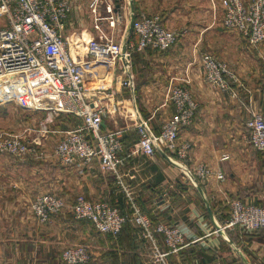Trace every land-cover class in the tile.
<instances>
[{
  "label": "crops",
  "instance_id": "0c3cea01",
  "mask_svg": "<svg viewBox=\"0 0 264 264\" xmlns=\"http://www.w3.org/2000/svg\"><path fill=\"white\" fill-rule=\"evenodd\" d=\"M90 1L71 0V11L61 31L64 38L74 32L85 40L96 35ZM108 1L122 18L158 13L166 26L179 31L170 49L147 48L131 58L133 89L122 86L116 73L101 81L113 95L103 101L123 110L122 115L107 112L103 129L123 130L120 156L124 160L119 172L134 201L153 223L175 225L184 235L180 249L168 253L165 259L169 264H264L262 236L232 227L222 236L214 229V221L223 224L227 220L231 199L264 203V154L251 147L245 126L249 104H264L263 62L236 32L218 23L211 0H131L132 11L130 0ZM104 5L102 2L98 6L102 15ZM129 26L126 22L119 32L116 28L115 38L137 42ZM200 50L228 62L242 83L232 84L235 93L218 90L204 81ZM183 79H187L198 103L193 122L179 132V142L187 145L186 157L171 161L158 151L152 156L132 153L138 138L136 122L146 119L154 132L159 131L174 111L166 96L168 85ZM64 115L63 119H53L47 132L33 133L31 125L22 130L0 127L3 131H23L24 136L44 143L41 147L45 152L40 157L0 154V259L8 264H64L61 254L68 245L87 243L92 249L88 264H158L150 241L133 222L135 230L122 234L118 241L72 216L71 205L80 191L91 201H119L127 213L130 208L116 176L102 172L96 161L81 171L54 161L53 143L65 130L80 123L75 115ZM223 155L227 157L222 159ZM199 165L209 173L192 180L187 172L194 174ZM218 173L223 178H218ZM44 192L61 196L68 209L52 214L41 224L30 202ZM156 236L158 249L166 251L162 236Z\"/></svg>",
  "mask_w": 264,
  "mask_h": 264
},
{
  "label": "built area",
  "instance_id": "2783aa9c",
  "mask_svg": "<svg viewBox=\"0 0 264 264\" xmlns=\"http://www.w3.org/2000/svg\"><path fill=\"white\" fill-rule=\"evenodd\" d=\"M102 2L105 4L103 15L98 11ZM219 4L223 26L256 49L264 64V0H219ZM71 7V0H0V79L4 80L0 85V101H12L24 110L44 111L46 115L39 129L42 132H47V125L56 115L73 114L79 118L80 123L65 130L55 143L53 155L63 166L80 171L96 161L102 172L115 175L117 185L128 199L130 212L122 213L109 201H91L80 193L71 206L74 217L89 220L98 232L111 235H117L123 223L131 221L150 241L155 262L169 264L165 256L180 249L184 235L175 225L153 223L134 201L119 172L124 160L120 156L123 130L103 129L107 112L122 115L123 110L115 103L103 101L113 95L103 88L101 81L116 73L122 86L133 89L132 52L147 48L168 50L177 42L179 31L167 28L158 13H141L131 20L137 42H122L115 38L121 14L114 11L108 0H91L89 7L96 35L85 40L74 32L64 38L61 31ZM103 20L107 21L106 26ZM199 63L204 81L213 88L232 91V84L242 85L230 65L210 52L202 53ZM166 96L173 105L172 116L163 122L158 133L152 130L148 120L139 119L135 125L138 139L132 153L152 156L158 151L171 161L186 157L187 145L179 142V132L193 122L198 103L187 79L171 82ZM247 112L245 126L249 143L264 154V113L253 104H249ZM40 147L38 140L23 133L0 130V154L40 157L43 154ZM226 157L223 155L222 159ZM187 173L195 180L207 176L209 170L199 165L194 174ZM216 176L223 178L221 173ZM64 206L62 197L49 192L37 194L30 204L41 224ZM217 224L215 232L222 236L231 227L245 232L264 228V206L233 198L229 201L227 220ZM156 235L162 236L166 251L158 249ZM62 260L64 264H87L90 256L86 246L75 244L62 251ZM0 264L8 263L0 259Z\"/></svg>",
  "mask_w": 264,
  "mask_h": 264
},
{
  "label": "rangeland",
  "instance_id": "374dc122",
  "mask_svg": "<svg viewBox=\"0 0 264 264\" xmlns=\"http://www.w3.org/2000/svg\"><path fill=\"white\" fill-rule=\"evenodd\" d=\"M212 1H213V3L214 4H212V7H213V10L214 11H216V13H215V15H213L214 16V18H216V19H218V23H220L221 24V26H223V24H222V11H221V7H220V4H219V0H211V3H212ZM129 18L130 17H128V16H124L122 19H121V21L119 22V24H118V26H117V30H116V32H119L120 30H122L123 29V26H124V24L127 22V25H128V22H129ZM106 20H103V24H104V26H106L107 25V21L105 22ZM166 26V25H165ZM167 28H169L168 26H166ZM223 28H225L224 26H223ZM171 29H174V28H171ZM225 29H227V28H225ZM131 30H132V24H131ZM227 30H229V29H227ZM231 32H234V31H232V30H230ZM235 33V32H234ZM236 35H238L237 33H236ZM238 39H241V41H244L245 43H247L246 42V40L243 38V37H241L240 35H238V37H237ZM127 40H125L124 42H126ZM175 45V44H174ZM173 45V46H174ZM249 45V44H248ZM172 46V47H173ZM249 47L252 49V50H255L256 52H257V54H258V51L256 50V49H254V48H252L250 45H249ZM201 51V54L202 53H204V52H207L206 50H200ZM200 52H198V59H199V57H200ZM259 56V55H258ZM222 60H224V59H222ZM225 61V60H224ZM227 62V61H226ZM228 63V62H227ZM264 65V64H263ZM235 72V71H234ZM3 82H4V80H2V79H0V85L1 84H3ZM1 102H4V101H0V103ZM5 104H3V103H1L0 104V127H2V128H5V130L6 129H12V130H22L23 129V127L24 126H27V125H31V127H33V131L35 130V132H33V133H37L38 131H39V129H40V123H38V122H40V121H42V120H44V118H45V112L44 111H29V110H24V109H22V108H20L19 106H17V104L16 103H14V102H12V101H8V102H4ZM6 104H8V105H6ZM130 109V108H129ZM256 109H259L261 112H263L264 113V110H263V108H262V105H260V104H257V107H256ZM65 117V115L64 114H59V115H56L53 119L54 120H57V119H63L64 117ZM247 119V118H246ZM2 130H4V129H2ZM20 133H24L23 131H20ZM248 134V133H247ZM62 137V136H61ZM61 137L59 138V139H61ZM58 139V140H59ZM57 140V141H58ZM57 141H55L54 143H53V146L55 145V143L57 142ZM41 146H44V143H42L41 144ZM53 146H52V155H53ZM41 148V150L44 152V149L42 148V147H40ZM254 149V148H253ZM45 153V152H44ZM53 157H54V161L57 163V164H59V165H61V166H63L56 158H55V156L53 155ZM65 167V166H64ZM198 179V178H197ZM80 193H82L81 191H80ZM79 192H77L76 193V195H75V197L78 195V194H80ZM54 194V193H53ZM57 195V194H56ZM57 196H59V195H57ZM59 197H61V196H59ZM74 197V198H75ZM263 201H264V198L262 199ZM30 204H31V202H30ZM65 206H66V203H65ZM65 206H64V208H65ZM72 206V205H71ZM63 208V209H64ZM62 209V210H63ZM68 208H65L64 210H67ZM61 210V211H62ZM60 211V212H61ZM59 213V212H58ZM215 225V224H214ZM215 228H216V225H215ZM214 228V229H215ZM98 233H100V232H98ZM101 234V233H100ZM216 234H218V235H220L219 233H216ZM78 244H83L84 246H86V248H87V250H88V253H89V256H90V259L92 258V255H91V252H90V246H89V244H87V243H78ZM72 245H75V243L74 244H71V245H68L67 247H69V246H72ZM66 247V248H67ZM234 249H236V246L234 245ZM92 250V249H91ZM237 251V250H236ZM61 258H62V254H61ZM90 261V260H89ZM64 262V261H63ZM89 263V262H88ZM87 263V264H88Z\"/></svg>",
  "mask_w": 264,
  "mask_h": 264
},
{
  "label": "trees",
  "instance_id": "16d2710c",
  "mask_svg": "<svg viewBox=\"0 0 264 264\" xmlns=\"http://www.w3.org/2000/svg\"><path fill=\"white\" fill-rule=\"evenodd\" d=\"M138 14H134V16L133 17H136ZM161 16V18H162V22H163V17H162V15H160ZM163 24L165 25V23L163 22ZM132 33H133V31H132ZM247 42V41H246ZM248 44V43H247ZM170 49V48H169ZM156 50V49H155ZM165 51V50H164ZM138 52H140V50H134L133 52H132V54H131V58H133L134 56H135V54L136 53H138ZM260 105H262V108H263V110H264V104H263V102H260ZM160 131V130H159ZM159 131H156L155 130V132L156 133H158ZM138 137V136H137ZM138 139V138H137ZM122 143H123V145H124V141H123V135H122ZM260 152V151H259ZM262 155H263V153L262 152H260ZM93 201H96V200H93ZM100 201H109L112 205H114V206H117L118 208H119V210L122 212V213H127V212H124L123 211V208L122 207H120V202L118 201L117 203L116 202H114L113 200H110V199H105V200H100ZM243 201V200H242ZM254 204H256V205H261V206H264V203L262 204H259V203H254ZM72 216L74 217V214H73V212H72ZM75 218V217H74ZM76 219V218H75ZM77 220H86V219H77ZM87 222H89L91 225H92V227L94 228V226H93V224L89 221V220H86ZM133 225V223H131V221H126L125 223H123V225H122V227H121V230H120V232L117 234V235H111V234H105V235H108L110 238H114V239H116V240H118V241H120L121 240V236H122V234H126V233H129L131 230H135V228L132 226ZM95 229V228H94ZM238 229V228H237ZM96 230V229H95ZM97 231V230H96ZM98 232V231H97ZM251 234H255V235H258V236H262L263 238H264V228H259V229H257V230H254ZM250 234V235H251ZM239 264H244L242 261L239 263Z\"/></svg>",
  "mask_w": 264,
  "mask_h": 264
},
{
  "label": "water",
  "instance_id": "95a60500",
  "mask_svg": "<svg viewBox=\"0 0 264 264\" xmlns=\"http://www.w3.org/2000/svg\"><path fill=\"white\" fill-rule=\"evenodd\" d=\"M129 5H130V7H131L130 9H131V11H132V1H131V0L129 1ZM133 16H134V15L131 14V15H130V18H129V25H130V26H129V30H130V31H131V20H132ZM122 50H123V51L125 50V44L122 45ZM163 155L167 158V156H166L165 154H163ZM168 159H169V158H168ZM207 207H208V211L211 212L209 206H207ZM214 224H215L216 226L218 225L216 221H214ZM225 239H227L228 242H230V240H229L226 236H225Z\"/></svg>",
  "mask_w": 264,
  "mask_h": 264
}]
</instances>
